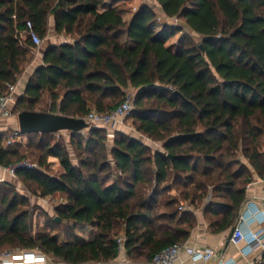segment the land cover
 Here are the masks:
<instances>
[{"label":"trees","instance_id":"1","mask_svg":"<svg viewBox=\"0 0 264 264\" xmlns=\"http://www.w3.org/2000/svg\"><path fill=\"white\" fill-rule=\"evenodd\" d=\"M157 1L166 19L145 3L126 20L120 6L101 10L104 0H0V95L18 80L33 50L21 34L28 20L42 38L50 16L57 33L75 36L46 49L15 111L37 110L48 95V110L39 111L85 117L92 107L114 110L134 89L131 117L141 134L117 130L110 149L105 127L87 129L85 139L70 131L78 164L66 145L31 140L30 146L46 149L39 165L52 156L62 171L21 168L18 178L41 196H65L55 208L61 222L54 218L62 232L53 233L47 222L33 233L28 211L16 213L17 197L4 193L0 250L40 248L63 262H108L120 254L117 239L124 235L129 259L148 263L185 242L197 225L193 210L179 209L182 200L206 205L212 231L234 227L252 169L264 177V0ZM185 27L201 35L200 43H169ZM35 134L52 133L28 135ZM6 137L0 135L4 166L25 157L20 146H5ZM145 138L162 142L163 150ZM240 150L247 161L237 158ZM112 164L117 175L110 181ZM169 179L182 185L183 196ZM84 226L92 227L91 238L76 233Z\"/></svg>","mask_w":264,"mask_h":264},{"label":"built area","instance_id":"2","mask_svg":"<svg viewBox=\"0 0 264 264\" xmlns=\"http://www.w3.org/2000/svg\"><path fill=\"white\" fill-rule=\"evenodd\" d=\"M139 8V7H138ZM135 8V11L138 9ZM159 19H166L165 16L159 15ZM173 24H178L177 18H170ZM24 37H28L34 44L33 51H38V48L43 44L44 38L34 29L31 20L27 21V30L21 33ZM21 83V77L15 83H10L6 91L0 95V135L9 127V135L7 145H12L15 142L22 140L20 126L10 127L4 121L18 116L19 112L15 111L16 91L18 84ZM135 90L129 89L123 102L112 111H99L92 109L84 118L93 124L95 127L105 128H120L126 127V121L131 116L135 107ZM85 132V130L83 131ZM21 168L40 169L41 166L37 162H31L28 158H22L10 165L3 167V172L0 174V184L10 182L17 183L18 170ZM264 180V177L262 178ZM53 195L47 197L54 198ZM181 210L190 209L185 207V203L180 205ZM233 233L230 241L240 247V253L244 256H249L256 250L264 249V206L259 205L254 200H246L241 206L239 217L234 225ZM125 236L120 235L117 239L120 253H126ZM185 250L191 257L200 255L203 261L209 262L217 258L215 264H238L236 258L227 257L223 252L218 251L214 247H198L189 245L188 242L177 243L170 245L156 253L152 260L148 263H138L130 259L121 261L119 264H175L180 258L182 251ZM50 259L49 253L40 248L25 249L17 248L10 251H0V264H48ZM60 264H74L69 262H61ZM194 264V262L192 263Z\"/></svg>","mask_w":264,"mask_h":264},{"label":"rangeland","instance_id":"3","mask_svg":"<svg viewBox=\"0 0 264 264\" xmlns=\"http://www.w3.org/2000/svg\"><path fill=\"white\" fill-rule=\"evenodd\" d=\"M104 1H113V0H104ZM143 3H148L150 6H152L156 11H158L159 6L158 3L156 2V0H128L126 3L124 2H120V7H126L127 12L128 13H134L135 12V8H138L139 6H141ZM158 15H160V13H158ZM50 18V17H49ZM169 23L173 24V22H171V20L167 19ZM182 21H179L178 24H173L176 27H181ZM48 27H49V21H48ZM49 30V29H48ZM49 32V31H48ZM46 34V36L44 37L45 39L49 38L50 33ZM60 35V34H59ZM62 36H66L68 38H70V40L74 41L75 36L74 35H70V34H65V33H61L59 39ZM181 38H184L186 40H189L191 43L193 44H199L201 41V35H199L198 33L192 31L191 29H189L188 27H185L184 30L180 31L177 33V35L175 37H173L169 43H177L179 40H181ZM64 39L63 37L60 39L62 40ZM38 59V55H37V51L34 52L33 50H31L27 56L26 61L23 64V68H22V73H25L27 70L30 71V68H32L34 66L35 61ZM20 75H23V74ZM29 74V73H28ZM23 88V82L21 80V83L18 84V90L21 91ZM24 92V91H23ZM22 94V93H20ZM123 98V96L121 97V99ZM51 103V100L49 99V96L46 95L41 102H39L36 105V108L38 109H42V110H48L49 105ZM91 109H95V107H92ZM19 112V111H16ZM78 117V116H77ZM127 126L123 127L122 129L120 128H104L105 130H107L108 132V145L109 148L111 149V147L113 146L114 143V136H115V132L117 130H122L124 132L129 133L130 135L133 136H140L141 134L139 132H137L136 127L134 125V119L133 117H129L126 121ZM10 133L8 132V135ZM8 135L5 138V142L4 144L7 145V139H8ZM83 138H87L89 136V130H86L84 134H82ZM30 140H34L35 144L39 141H44V143L46 142H51V144H55V143H62L64 145L67 146V149L70 153L71 158L73 159L75 164H78L79 162V151L76 149V147H74V145L72 144V138H71V132L70 131H62L58 134H51L50 136L46 137V138H41L40 135H33L30 136ZM145 140L148 143L152 144L153 149H162L163 150V143L162 142H156L153 141L151 139H146ZM22 152L25 154L24 158H28L31 162H37L39 163V158L43 155V153H45L46 149H38L37 147L31 146L28 149L26 147H21ZM27 150L29 151L27 153ZM233 158L235 159V157L233 156ZM237 158L242 160V161H247L242 154V151L240 150L237 153ZM42 170H44L45 172L51 174V175H59L62 171L61 165L59 163V160H57L56 158L52 157V156H48L47 157V161H46V165L41 166ZM111 168L113 169V175L111 177L112 181L113 179H115V176L117 175V171L115 170V167L111 166ZM184 176H182V182H180L181 184L183 183V178ZM170 186H175L178 189V192L180 195L182 194L180 189H182V185L178 184L176 185V182H174L172 179H169ZM166 185V184H164ZM155 187V182L153 183V188ZM180 187V188H179ZM210 191H211V187H210ZM4 193H8L10 194L11 199H13V197H17V201H18V210L16 211V213H22L25 211H28L29 213V218H28V222L31 224L32 229H33V233H37L39 230H44V227L46 225L47 222H50L51 226L50 228L52 229L51 231L54 232H58L61 231V226H57L55 224L54 218L56 217V206L65 202L66 198L65 196H63L61 193H56L54 194V198L51 197H47V196H41L39 193L35 192V188L31 185H29L26 182H21V181H17V183L12 184V185H2L0 184V198ZM178 194V195H179ZM183 196V195H181ZM211 198V195L209 194L206 200L209 201V199ZM23 201V202H21ZM185 203V207H188L190 209H194L195 207L193 205H190V201H185L182 200ZM180 204H182L181 202L179 203V209H180ZM198 206V205H197ZM0 209H1V203H0ZM162 210V209H161ZM181 210V209H180ZM15 213V214H16ZM67 224V223H65ZM82 232L84 233V235H89L91 233V230L89 228L87 229H83ZM2 235V232H0V236ZM62 237H65V235L63 234ZM14 248L10 245H5L3 247H1L0 251H10L13 250Z\"/></svg>","mask_w":264,"mask_h":264},{"label":"crops","instance_id":"4","mask_svg":"<svg viewBox=\"0 0 264 264\" xmlns=\"http://www.w3.org/2000/svg\"><path fill=\"white\" fill-rule=\"evenodd\" d=\"M127 1L128 0H113L111 2L105 1L104 5L100 6V9L103 10L107 6H120V2L126 3ZM156 2L158 3V6H159L157 13H160V15L165 16L161 10L159 2L157 0ZM120 8L125 10L124 18L126 20H130L133 16V13H128L126 7L121 6ZM48 29H49L48 33H50L51 36H49V38L47 39L44 38L43 44L38 48V51H37L38 59L35 61L34 66L30 68V71L27 70L25 73H22L23 75H19L23 82V88L21 91L19 90L16 91V99H18L23 94V91L25 90V86L30 76L35 71V69L39 65L43 64V57H44V53L46 49L49 48L50 46L58 45L64 42L66 43L73 42L72 40H70V38L66 36H62L64 38L62 40H60L62 37L59 39L61 34L59 35V33H57L55 29V20L53 16H50L49 18ZM49 99L51 100V98ZM36 109L41 110L38 108ZM4 122L7 125L9 124L10 127L19 126L18 116H13L5 120ZM8 129H5V132H4L6 136L8 135V132H9ZM63 131H67V130H63ZM60 132L52 133V134H58ZM84 133L85 132H83V134ZM30 144H31L30 135L25 134L22 140H19L12 145H5V146L6 147L11 146L13 148L20 146V147H26L28 149L29 147H31ZM149 144L152 145L151 143ZM158 150H162V149H158ZM28 152L29 151L27 150V153ZM3 167L4 165L0 164V174L3 172ZM252 170H253V178L247 184V187H246V200L251 199V200L256 201L259 205L264 206V180L262 179L263 177H261L254 169ZM182 202L184 201H181V203ZM205 206L206 205H202L198 208L191 209L196 214L197 225L192 229L190 236L186 239V242H188L189 245L198 246V247H214L218 249V251L225 253L227 257L236 258L238 264H259L260 262L263 261V253H264L263 248L256 250L254 253H252L249 256H244L243 254L240 253V247L242 245L241 244L236 245L232 243L229 239V235L232 229H228L222 232L212 231V229L209 226L208 218L205 215ZM87 228L91 230V233L89 235H84L82 230L87 229ZM76 233L86 238H91L93 235V229L91 226L78 227L76 229ZM49 255H50V259L48 261V264H60L62 262L60 259L52 256L51 254ZM126 259H129L126 253H120L118 257L108 262H90L87 264H119L121 261H124ZM216 260L217 258L205 263L200 255H194V257H191L185 250H183L180 258L176 261L175 264H192L193 262L194 264H215Z\"/></svg>","mask_w":264,"mask_h":264},{"label":"water","instance_id":"5","mask_svg":"<svg viewBox=\"0 0 264 264\" xmlns=\"http://www.w3.org/2000/svg\"><path fill=\"white\" fill-rule=\"evenodd\" d=\"M18 121L20 129L24 134L57 133L63 130L83 132L93 127V124L88 122L84 117H73L51 111L39 110L20 111L18 113ZM56 220L61 222V218L58 216ZM232 233L233 229L230 232L229 239H231Z\"/></svg>","mask_w":264,"mask_h":264}]
</instances>
